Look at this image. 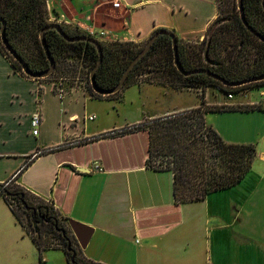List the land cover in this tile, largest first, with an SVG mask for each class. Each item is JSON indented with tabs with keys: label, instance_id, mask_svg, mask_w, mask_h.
I'll use <instances>...</instances> for the list:
<instances>
[{
	"label": "crops",
	"instance_id": "crops-1",
	"mask_svg": "<svg viewBox=\"0 0 264 264\" xmlns=\"http://www.w3.org/2000/svg\"><path fill=\"white\" fill-rule=\"evenodd\" d=\"M111 1L46 0V6L50 20L92 33L99 42L141 46L158 29L186 43L202 40L218 15L217 0H117L119 8ZM87 87L79 79L28 77L0 50V184L16 178L62 217L86 227L82 253L97 263L264 264V111L204 114L225 142L253 144L256 158L238 185L177 204L173 174L148 165L146 125L198 108L165 98L172 91L201 89L140 80L94 98ZM209 90L204 89L206 98ZM251 91L257 96H248ZM262 99L264 85L248 90L246 99L218 97L205 104L244 109ZM36 112L41 120L33 135L30 121ZM211 114L249 124L224 131ZM0 202V231L11 234L8 251L0 244V264H39V252ZM42 258L41 264H67L60 250L46 251Z\"/></svg>",
	"mask_w": 264,
	"mask_h": 264
},
{
	"label": "trees",
	"instance_id": "trees-1",
	"mask_svg": "<svg viewBox=\"0 0 264 264\" xmlns=\"http://www.w3.org/2000/svg\"><path fill=\"white\" fill-rule=\"evenodd\" d=\"M223 1L226 8L221 10L218 5V15L207 28L199 45H190L177 38L178 59L182 68L185 71L206 69L228 82L263 75L264 43L248 32L242 24L236 0H217V3ZM243 11L247 24L264 38L261 0H243ZM0 18L5 21V36L9 45L27 64L29 70L33 73L46 70L49 63L39 38L41 30L51 24L47 18L46 0H0ZM59 25L68 37H91L78 27ZM160 30L165 29H158L152 35ZM44 39L50 56L55 61L53 73L47 78L55 74L65 75L68 70L76 72L78 68L74 67L78 62L88 68L90 73L98 61L96 47L91 43L67 42L55 30L46 31ZM100 45L103 59L95 73V82L100 90H109L116 86L127 65L143 46L131 42H100ZM0 50L11 61L13 68L22 72L20 65L10 59L11 56L1 45V39ZM153 73L160 76L157 80L148 82L174 89L200 88L202 91L198 108L156 119L146 125L150 137L148 165L154 154L157 157L171 158L165 162V167L154 170L170 171L173 174L175 202L200 201L212 193L241 183L255 161V146L225 142L206 124L204 114L226 110L264 109L208 108L205 107L203 90L213 87L224 96L232 94L236 99L246 95L250 89L263 86L264 81L240 87H224L203 74L185 77L176 70L171 39L164 35L159 36L150 50L136 63L124 87L140 82L135 78L142 74ZM87 90L92 97H101L90 87ZM154 140L158 142L154 143ZM0 198L7 204L39 252V264L43 262L42 254L49 250L62 251L67 264H101L83 255L69 221L50 202L17 184L16 178L0 184Z\"/></svg>",
	"mask_w": 264,
	"mask_h": 264
},
{
	"label": "water",
	"instance_id": "water-1",
	"mask_svg": "<svg viewBox=\"0 0 264 264\" xmlns=\"http://www.w3.org/2000/svg\"><path fill=\"white\" fill-rule=\"evenodd\" d=\"M236 4H237V9L239 12L240 20H241L242 24L244 25V27L246 28V30L248 32H250L252 35H254V37H256L260 42L264 43V38L261 37L258 33H256L247 24V22L245 20V15H244V11H243V0H236ZM261 5H262L263 11H264V0H261ZM0 23H1L0 39H1L2 46L4 47V49L6 50L8 55L11 56L12 59L20 65L22 72L26 76L32 77L35 79L47 78L48 76H50L53 73V70L55 68V61L50 56V53L48 51V48L46 46L45 39H44V33L46 31L55 30L65 41L70 42V43L87 42V43L93 44L96 47V50L98 53V61L95 64V66L91 69L90 74H89L90 88L92 89V91L94 93L101 95V96H109V95L116 94L117 92H119L124 87L125 81L128 78L131 70L134 68L136 63L150 50V48L154 44L155 40L161 35L168 36L171 39L172 50H173V64H174L176 70L185 77L189 76V75L203 74V75H206V76L210 77L211 79L217 81L218 83H220L224 87H240V86H244L247 84L264 81V74L257 76V77H252L249 79L237 81V82H228V81L224 80L223 78L211 73L210 71H208L206 69H196V70L185 71L182 68V66L179 62V59H178L176 35L171 31L160 30V31L155 32L153 35H151L149 37V39L147 40L145 45L142 47V49L130 61V63L127 65L124 72L122 73V75L119 79V82L116 84V86L112 89H109V90H100L97 87L96 82H95V73H96L97 69L99 68V66L101 65L102 59H103L102 49H101V45H100L99 41H97L96 39H94L92 37H88V36L68 37L65 35V33L63 32V30L61 29L59 24L51 23L50 25L43 28L39 34L41 45H42V48H43L44 53L46 55V58L48 60L49 66L44 71L33 73L29 70L27 64L22 60V58L9 45V43L6 39V36H5V26H6L5 21L0 18ZM69 226H70V228L73 232V235L75 236L80 248L81 249L85 248L89 237L85 236L83 234V231H84V229H87V228L83 227V226H81L75 222H72V221H69Z\"/></svg>",
	"mask_w": 264,
	"mask_h": 264
},
{
	"label": "rangeland",
	"instance_id": "rangeland-1",
	"mask_svg": "<svg viewBox=\"0 0 264 264\" xmlns=\"http://www.w3.org/2000/svg\"><path fill=\"white\" fill-rule=\"evenodd\" d=\"M218 5H219L221 10H224L226 8L225 1H223L221 3H218ZM47 18L49 19L48 10H47ZM48 21H49V23H55V22H53L52 19L48 20ZM201 41L202 40H198V41H195V42H191L189 44L190 45H199L201 43ZM10 59H12V58L10 57ZM74 68H78L76 72L68 70V71L65 72V75L64 74L63 75L55 74L53 77L48 78V80H56V78H60V77L62 79H77V78L84 79L89 74L88 68L83 67L81 62H78L77 65ZM159 76L160 75H158L156 73H153V74H150V75L142 74V76H138L137 78H135V80H137V81L138 80L155 81V80L158 79ZM248 89H246V90H248ZM196 92L197 91H193V92H177L176 93V92L172 91L171 94H169V96H166V98H165L166 100L165 101H166V103H169V104L177 103L178 104L177 106H189L191 104L200 105L201 94H202L201 92L202 91L200 90L199 93H196ZM203 93H204L203 94L204 95V102L205 103H209L210 105H212L217 100L218 97L219 98L220 97H222V98L225 97L223 93H220L216 89L214 90L213 87H212V93H211L210 90L208 91L207 98H206V94H205L204 90H203ZM257 94H258V92L251 91L248 94V96H257ZM205 99H206V101H205ZM241 99H246V97L245 98H242V96L239 97V100H241ZM205 107H208V106L205 104ZM209 117H215V119H216L217 123L219 124V126H221L224 129V131H226V129H227L229 132H231V128L240 129L243 126H245L246 124H249V123H245V121H242V120H236L234 118V116H232V115L211 114V115H209ZM227 117L229 119H232V120H226ZM157 142H158L157 140H154V143H157ZM168 159H171V158H168V157H165V156H158L157 157L154 154V157H152L150 159L149 167L152 168V169L163 168V167H165V165H166L165 162ZM2 205H3L2 202H0V207H2ZM0 244H7V245H3V248H4L5 251H8L10 249V245H8V244H11V234L8 231H2V230L0 231Z\"/></svg>",
	"mask_w": 264,
	"mask_h": 264
},
{
	"label": "built area",
	"instance_id": "built-area-1",
	"mask_svg": "<svg viewBox=\"0 0 264 264\" xmlns=\"http://www.w3.org/2000/svg\"><path fill=\"white\" fill-rule=\"evenodd\" d=\"M111 5H112V7L113 8H119V6H120V4H119V1H117V0H112L111 1ZM50 20V19H49ZM90 34V33H89ZM90 36L91 37H93L92 36V33L90 34ZM90 74V73H89ZM89 74L86 76V78H84V79H79V78H77V79H79V80H81L83 83H84V85L85 86H88V87H90V81H89ZM62 79V78H61ZM64 93V91H63V89H61L60 88V90H59V94L60 95H62ZM226 97V99H228V100H233V99H235L234 97H233V95L232 94H229V95H227V96H225ZM243 98H245L246 97V95H243L242 96ZM248 107H259V108H261V109H264V99H262L259 103H257V104H255V105H252V106H248ZM40 120H41V118H40V115H39V113H34L33 115H32V117H31V121H30V125H31V128H32V133H33V135H36L37 134V132H38V128H39V125H40Z\"/></svg>",
	"mask_w": 264,
	"mask_h": 264
}]
</instances>
